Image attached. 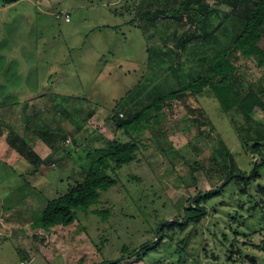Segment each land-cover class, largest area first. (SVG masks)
<instances>
[{
  "label": "rangeland",
  "instance_id": "1",
  "mask_svg": "<svg viewBox=\"0 0 264 264\" xmlns=\"http://www.w3.org/2000/svg\"><path fill=\"white\" fill-rule=\"evenodd\" d=\"M183 1H0V101H6L0 107L5 119L0 135L1 126L10 128L8 123L26 111L19 100L29 97L39 109L48 102L86 121L87 130L98 134L93 142L97 147L105 143L102 137L129 141L131 135L119 127L118 116L126 120L160 95L205 74L215 48L229 42L224 28L231 34L229 29L244 21L233 14L229 0H202L213 14L201 33H213V26L226 17L219 32L221 44L200 39L183 49L179 39L188 25L161 16L152 25L140 14L158 7L174 10ZM65 12L70 22L56 18ZM175 29L178 34L173 36ZM260 46L264 48V36ZM235 64L234 89L243 94L259 90L264 99V64L240 54ZM162 108L158 115L152 111L139 131H132L140 145L137 159L112 173L116 184L101 191L97 204L79 211L71 225L44 230L32 219L40 217L48 199L75 183L73 176L82 178L81 170L71 177L69 170L88 162L86 148L78 146L72 156L61 151L54 163L41 164L30 176L20 175L22 162L0 166V201L6 209H0V264H99L124 256V264H264V168L246 183V192L234 181L206 204L207 215L200 221L185 229L168 226L160 246L150 244L141 258L131 255L158 241L160 224L182 219L183 208L199 191L223 182V167L217 163L221 149L227 148L246 172L253 170L254 161L261 162L246 150L254 143L245 144L242 136L264 130L263 109L250 118L238 105L227 111L208 86L201 94L168 99ZM22 131L42 159L52 154L45 141L33 138V129ZM10 134L5 135L9 141Z\"/></svg>",
  "mask_w": 264,
  "mask_h": 264
},
{
  "label": "trees",
  "instance_id": "2",
  "mask_svg": "<svg viewBox=\"0 0 264 264\" xmlns=\"http://www.w3.org/2000/svg\"><path fill=\"white\" fill-rule=\"evenodd\" d=\"M0 1L4 5H10L19 0ZM154 1L157 2V0ZM227 2L229 5H234L233 14L244 18V21L236 24L234 28H228L232 31L231 34L224 28L223 36L229 39V42L223 47L215 48L212 56L207 57L210 59V64L205 74L197 77L189 84L160 95L154 104H148L144 109L132 114L126 120L118 116L119 127H125L126 132L131 135L129 141H122L118 138L109 140L102 137L101 139L105 143L97 147L93 142L95 139L98 140V137H96L98 134L94 130H87L86 121H79L75 116L64 114L54 104L50 107L48 102H44L45 108L41 106V109L36 107L35 103H29L28 101L24 102L25 105H23V102L20 103L26 111L20 112L22 118H18L16 122L13 120L12 125H19L21 131H13L10 135V137L12 136L10 143L33 164V173L37 172L41 164L54 163V156L61 151L65 152L66 155H71V151H75L78 146L88 150L86 153L88 162L71 165L69 170L70 177L81 170L82 178L76 179L73 176L75 183L71 184L66 192L46 201L40 217L32 221L36 227L49 230L57 225H71L78 219L79 211L88 210L92 205L97 204L100 201L101 191L108 190L116 184L112 173H116L119 168L133 162L138 157L140 145L137 141V134L133 136L132 131H139L143 121L149 117L152 111H155L158 115L159 111L163 109V103L168 99L182 97L188 92L201 94L205 86H208L214 91L222 107L227 111L238 105L250 118V115L256 109L264 110V99L259 94V90L250 89L246 94H243L240 90L237 92L233 86V79L238 77V69L235 64L237 54L245 59L258 58L259 62L264 64V48L260 46V41L264 36V0H229ZM153 3L151 2V4ZM181 4L180 7L174 10L158 7L154 11L149 10L143 13L140 12V14L144 19L149 18L153 22L152 25L156 23L160 16L164 20L172 19L179 25H188V30L183 31L179 39V45L183 49L187 43L200 39L206 43L215 41L221 44V34L219 32L222 30L221 27L226 17L224 16L213 26V33L207 31L203 34L200 32V28L207 29L212 23L211 5L202 0H186ZM242 9L243 14L241 15L239 12ZM177 34V29H175L173 36ZM65 122L68 124L66 125ZM22 129H33V138H40L45 141L52 148V154L42 159L31 149L32 145L28 144V139ZM200 134L202 133L200 132ZM68 135L72 137L69 142L67 141ZM242 139L245 144L254 143L251 147L246 146V150L256 155V157L258 156L261 159L260 164L254 161L253 170L246 172L239 167L235 156L227 148L221 149V153L217 155V163L223 167V182L208 191H199L192 198L191 204L183 208L184 215L182 219L175 218L160 224L158 231L161 234L158 236V241L144 244L141 247L143 248L142 251L136 249L131 252V255L141 258L142 255H145V251L152 247L150 244H158L156 247L154 246L155 248L160 246L164 239V229L168 226L185 229L190 223L200 221L207 215L206 204L210 200L221 196L225 188L232 185L234 181L241 187L242 192L247 191L246 183H252L255 177L261 174V169L264 168V130L256 129V134L247 137L242 136ZM219 158L221 159L219 160ZM250 198L252 201H256L252 194H250ZM256 205L258 206V204ZM231 253L232 251L229 249L228 257H231ZM124 260L125 256L118 260H103L99 264H124Z\"/></svg>",
  "mask_w": 264,
  "mask_h": 264
},
{
  "label": "crops",
  "instance_id": "3",
  "mask_svg": "<svg viewBox=\"0 0 264 264\" xmlns=\"http://www.w3.org/2000/svg\"><path fill=\"white\" fill-rule=\"evenodd\" d=\"M7 86V85H6ZM19 93H21V91L19 92ZM27 97V96H26ZM25 97V98H26ZM30 98L28 97V98H26V99H23V100H19V104L18 105H20V103L21 102H27L28 100H29ZM12 100V99H11ZM8 101V100H7ZM4 102H6V101H0V107L2 108V107H4V106H2V105H4L3 103ZM0 108V109H1ZM1 111V110H0ZM2 113L0 112V115H1ZM2 117H4V116H0V122L2 123V121H4L5 119L4 118H2ZM18 118L20 119V118H22V115L20 116H18ZM2 119V120H1ZM10 120H12V119H10ZM11 122V121H10ZM0 123V124H1ZM2 125H3V123H2ZM8 125L10 126V128H8V127H4V126H1L2 127V129H3V131H4V134H2V135H0V166L2 167L3 166V164H6V165H8V166H13V165H17V164H19V163H23V165H21V166H23V167H25V169H21L23 172H21L20 171V175H24V174H26L27 176H30V175H34L35 173H33V167H32V169H29V170H26L27 169V167L28 166H30V165H32L15 147H13L12 146V144L10 143V141H9V139L7 140V137H5V135L7 136L9 133H13V131H17V132H20L21 131V129L19 128V125L18 126H13L12 125V123L11 124H9L8 123ZM18 129V130H17ZM24 133H25V131H23ZM10 134V135H11ZM50 155V154H49ZM44 159V158H43ZM42 165H44V164H42ZM16 175H19V171H17L16 172ZM45 176V175H44ZM50 178V177H49ZM21 179V178H20ZM3 188V187H2ZM11 189V188H10ZM10 189L8 188V186H7V192H6V195H7V197L8 196H10V195H8V193L10 192ZM12 190H14V189H12ZM27 195H28V193H27ZM1 200V199H0ZM5 206V205H3V203H1V201H0V209H2V212H4V211H6V209H3V207ZM30 206H32L33 208L36 206V204L34 203V201L33 202H31L30 203ZM45 207V206H44ZM29 218V217H28ZM32 217H30V219H31ZM32 221H33V219H32ZM32 223V222H31Z\"/></svg>",
  "mask_w": 264,
  "mask_h": 264
},
{
  "label": "built area",
  "instance_id": "4",
  "mask_svg": "<svg viewBox=\"0 0 264 264\" xmlns=\"http://www.w3.org/2000/svg\"><path fill=\"white\" fill-rule=\"evenodd\" d=\"M56 18L59 19V20H64L66 22H70L71 21V16H70L69 12H65L64 14L57 13L56 14ZM67 141L69 142V141H71V139L68 138ZM21 264H27V261H22Z\"/></svg>",
  "mask_w": 264,
  "mask_h": 264
}]
</instances>
